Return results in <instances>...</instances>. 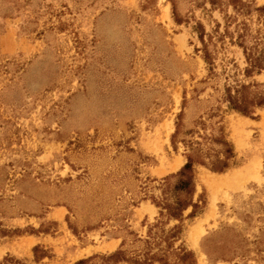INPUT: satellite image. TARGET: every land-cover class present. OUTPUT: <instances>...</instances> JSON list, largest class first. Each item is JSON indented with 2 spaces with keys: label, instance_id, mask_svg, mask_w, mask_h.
Listing matches in <instances>:
<instances>
[{
  "label": "rangeland",
  "instance_id": "374dc122",
  "mask_svg": "<svg viewBox=\"0 0 264 264\" xmlns=\"http://www.w3.org/2000/svg\"><path fill=\"white\" fill-rule=\"evenodd\" d=\"M242 1L0 0V264H264V0Z\"/></svg>",
  "mask_w": 264,
  "mask_h": 264
},
{
  "label": "trees",
  "instance_id": "16d2710c",
  "mask_svg": "<svg viewBox=\"0 0 264 264\" xmlns=\"http://www.w3.org/2000/svg\"><path fill=\"white\" fill-rule=\"evenodd\" d=\"M238 3L235 4V8L241 11L244 10L246 7H249L250 4L247 1L236 0ZM242 37V35H240ZM244 53L246 56V60L248 62V68L246 70L252 69H260L264 68V50L260 51L258 54H253L252 52H248L247 49L244 47ZM231 102V107L235 108L243 113L248 112V106L250 102L247 101L245 97H233ZM193 159L190 155L187 157V161L184 165L176 172L177 176V184L175 188L181 191H185L186 193L193 192ZM191 202L188 200H183L182 198L178 197L174 200L173 203H164L162 206L163 209L166 210V214L168 216L179 218L181 216V212L184 208H186ZM118 258H121L120 252L117 251L115 254Z\"/></svg>",
  "mask_w": 264,
  "mask_h": 264
},
{
  "label": "bare ground",
  "instance_id": "6f19581e",
  "mask_svg": "<svg viewBox=\"0 0 264 264\" xmlns=\"http://www.w3.org/2000/svg\"><path fill=\"white\" fill-rule=\"evenodd\" d=\"M181 164V160L177 161L173 167H178Z\"/></svg>",
  "mask_w": 264,
  "mask_h": 264
}]
</instances>
